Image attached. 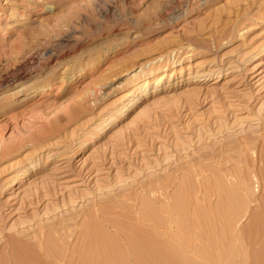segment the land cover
<instances>
[{
  "label": "rangeland",
  "instance_id": "1",
  "mask_svg": "<svg viewBox=\"0 0 264 264\" xmlns=\"http://www.w3.org/2000/svg\"><path fill=\"white\" fill-rule=\"evenodd\" d=\"M263 138L264 0H0V264H264Z\"/></svg>",
  "mask_w": 264,
  "mask_h": 264
},
{
  "label": "bare ground",
  "instance_id": "2",
  "mask_svg": "<svg viewBox=\"0 0 264 264\" xmlns=\"http://www.w3.org/2000/svg\"><path fill=\"white\" fill-rule=\"evenodd\" d=\"M173 76L174 75H165V74H163V75H161V76H159V77H157L156 79H154V80H152V81H154V85H156V89L155 90H159V88H161V87H165L166 85V83H167V80H168V78L170 77L171 79L173 78ZM63 78V77H62ZM169 82V84H170V81H168ZM64 83V81H63V79L61 80V83L59 84L60 85V87H61V85ZM151 83L152 82H150V81H148V79H146V80H144L143 82H141V83H138L136 86H135V90H132V91H130L127 95H126V97L125 98H131V97H138V96H140L141 94L140 93H145V92H147V90L150 88V85H151ZM161 85V86H160ZM49 88H51V86L49 87ZM49 88H44L39 94L41 95V94H48L51 90L49 89ZM138 91H140V93H139V95H138ZM15 95V94H14ZM13 94H12V96H14ZM9 96V95H8ZM7 96V97H8ZM11 97V96H10ZM32 98V97H31ZM132 103L133 102H135L134 100L133 101H131ZM127 106H131L130 104H128ZM262 142H263V144H264V138L262 139ZM263 148V147H262ZM258 154V153H257ZM261 156H262V154H261ZM259 160V159H258ZM264 164V163H263ZM264 167V166H263ZM257 171V170H256ZM262 176V175H261ZM261 178V177H260ZM263 178V177H262ZM221 180V179H220ZM216 181H218V180H216ZM219 183V182H218ZM216 185L217 184H215V187H216ZM216 189H218V188H216ZM226 189V188H225ZM240 189H242V188H240ZM189 190V189H188ZM218 190H220V188L218 189ZM217 190V191H218ZM228 190V189H227ZM187 191V190H186ZM222 191V190H221ZM219 192V191H218ZM228 192V191H227ZM245 192V191H244ZM221 193V192H220ZM225 193V192H224ZM228 194V193H227ZM180 195V194H179ZM178 195V196H179ZM230 195V194H229ZM248 195V194H247ZM227 196V195H226ZM181 197V196H180ZM230 197H232V195L230 196ZM228 198V197H227ZM234 198V197H233ZM186 200V199H185ZM229 201L231 200V199H228ZM242 200V199H241ZM178 201H181V200H178ZM184 201V200H183ZM187 201V200H186ZM232 201V200H231ZM264 201V200H263ZM182 202V201H181ZM178 203V202H177ZM177 203H175V204H177ZM183 203V202H182ZM185 203V202H184ZM222 203H225V202H222ZM180 204V203H179ZM189 204V203H188ZM232 204V203H231ZM178 205V204H177ZM181 205V204H180ZM230 205V204H229ZM235 205V204H234ZM240 205V204H239ZM242 206H243V204H242ZM183 207H184V205H183ZM228 207V206H227ZM177 208H179V206H177ZM186 208V207H185ZM189 208V207H188ZM219 208H221V207H219ZM234 208V207H233ZM232 208V209H233ZM241 208V207H240ZM222 209H223V207H222ZM232 209H231V211H232ZM238 209V208H237ZM176 210V209H175ZM186 210V209H185ZM236 210V209H235ZM182 211H184V210H182ZM220 211V210H219ZM223 211H225V210H223ZM227 211V210H226ZM236 212V211H235ZM262 212V211H261ZM181 213V212H180ZM179 213V214H180ZM222 213H224V212H222ZM226 213V212H225ZM184 215H185V213H183ZM232 214V213H231ZM238 214V213H237ZM237 214H236V216H237ZM178 215V214H177ZM227 215H228V213H227ZM226 215V216H227ZM233 215V214H232ZM231 215V216H232ZM259 215V214H258ZM260 215H262V216H256V218L257 219H255L256 220V223L253 225L252 224V226L254 227H256L257 229H259V230H261V231H263L264 232V213H261ZM180 216V215H179ZM196 216H198V214L196 215ZM200 216V215H199ZM221 218H222V216L221 215H219ZM229 216V215H228ZM150 217V216H149ZM181 217V216H180ZM224 217H225V215H224ZM239 217V216H238ZM142 218V217H141ZM187 218V217H186ZM220 218V219H221ZM180 219V218H179ZM181 219H183V218H181ZM180 219V220H181ZM228 219V218H227ZM239 219V218H238ZM186 220V219H185ZM231 221H232V219H230ZM187 221V220H186ZM185 221V222H186ZM222 221V220H221ZM228 221V220H227ZM226 221V223H227V226H228V223H229V226H230V221H228L227 222ZM160 222V221H159ZM162 222V221H161ZM181 222H183V220H181ZM235 222V221H234ZM239 222V221H238ZM184 223V222H183ZM196 224H197V222H195ZM198 223H200V222H198ZM210 223V222H209ZM223 224H224V222H222ZM162 224V223H161ZM191 224H193L192 222H191ZM211 224V223H210ZM209 224V225H210ZM178 225V224H177ZM182 225V224H181ZM199 225V224H198ZM214 225V224H213ZM189 226V225H188ZM202 226H203V224H202ZM206 226V225H205ZM224 227V226H223ZM231 227V226H230ZM250 227V226H249ZM254 227V228H255ZM177 228V227H176ZM183 228V227H182ZM195 228H196V225H195ZM222 228V227H221ZM226 228V227H225ZM233 228H235L234 226H233ZM255 228V229H256ZM184 229V228H183ZM182 229V230H183ZM193 229V228H192ZM198 229V228H197ZM211 229V228H210ZM212 229H213V226H212ZM224 229V228H223ZM229 229V228H228ZM178 230V229H177ZM187 230H189L188 228H187ZM231 230V229H230ZM180 231V230H179ZM199 231H200V229H199ZM213 231H215L214 229H213ZM219 231H221V230H219ZM226 231H227V229H226ZM93 232V231H92ZM223 232H224V230H223ZM229 232V231H228ZM262 232V233H263ZM98 233H100V232H98ZM226 232H224L223 233V235H222V233H221V235L223 236V239H224V234H225ZM250 233V231H248V233L247 234H249ZM254 233V232H253ZM94 234V233H93ZM217 234V233H216ZM247 234H246V236H247ZM87 235H89V234H87ZM96 234H94V236H95ZM201 235V234H200ZM97 236V235H96ZM95 236V237H96ZM99 236H100V234H99ZM102 236V235H101ZM250 236H251V233H250ZM253 236V235H252ZM88 237H92V236H88ZM95 237H93L94 239H96ZM98 237V236H97ZM131 237V236H130ZM212 237V236H211ZM86 238H87V236H86ZM251 238V237H250ZM89 240L90 239H92V238H88ZM87 239V240H88ZM94 239H93V241H94ZM98 239L101 241H99V242H96V241H98L97 239L94 241V242H96V243H91V240H90V243H91V245L89 246H87L86 247V251H88V252H83V255H84V261H82V264H122L123 263V261H125L124 259H126L127 258V256H130L131 258H133L134 259V261H133V259H132V261H133V263L135 262V264H169V260L168 261H166L167 260V256H168V254H171V253H167V254H163L162 252H164L163 250H160V248L162 247H159V246H156L154 243V245L153 244H150L149 243V240L148 241H144L143 239H140V240H138V239H135V238H131L129 241H127V242H129V244H127V248L125 249L124 248V250L123 249H121L120 248V246L119 247H117L118 245L116 244V243H113L112 241L113 240H109L108 238H106L107 240H104L103 239V241H102V238H99L98 237ZM129 239V238H128ZM225 239H226V236H225ZM89 240H88V242H89ZM127 240V239H126ZM214 240V239H213ZM216 240H218V239H216ZM216 240H215V243H216ZM222 240V238L220 237V241ZM210 241V240H209ZM227 241V240H226ZM87 242V243H88ZM125 242V241H124ZM208 242V241H207ZM211 242V241H210ZM9 243H10V241H9ZM85 243V242H84ZM218 243V242H217ZM221 243V242H220ZM225 243V242H224ZM223 243V244H224ZM227 243V242H226ZM62 244V243H61ZM117 246H116V245ZM201 244H203V242L201 243L200 242V245ZM214 244V243H213ZM222 244V243H221ZM223 244L221 245V246H223ZM8 248H9V246H13L12 247V249H11V254L12 255H10V264H29L30 262H24V260H26L24 257H26V256H24V253H23V251L21 252L19 249L20 248H18L15 244H13L12 242H11V244H8V243H6L5 244ZM51 245V244H50ZM59 245V244H58ZM85 246L87 245L86 243L84 244ZM159 245V244H158ZM206 245V244H205ZM211 245H212V242H211ZM217 245V244H216ZM227 245V244H226ZM199 246V245H198ZM203 245H201L200 247H202ZM207 246V245H206ZM220 246V247H221ZM6 247V249H8ZM51 247V246H50ZM84 247V246H83ZM124 247V246H123ZM157 247H159V248H157ZM205 247V246H204ZM203 247V248H204ZM208 247V246H207ZM211 247V246H210ZM225 247V246H224ZM231 248H232V246H230ZM58 248V247H57ZM221 248H223V247H221ZM22 249V248H21ZM200 249V248H199ZM215 249L217 250V249H219V248H217L216 246H215ZM224 249V248H223ZM223 249H220L221 251L223 250ZM226 249V248H225ZM230 249V248H229ZM26 250V249H25ZM197 250V249H196ZM203 250V249H202ZM205 250V249H204ZM228 250V249H227ZM28 251V250H27ZM26 251V252H27ZM48 253H50L51 252V250H49L48 249ZM55 251V250H54ZM65 251V250H64ZM82 251H84V250H82ZM187 251V250H186ZM207 251H209L208 250V248H207ZM221 251H219V252H221ZM225 251V250H224ZM210 252H212V251H210ZM234 251H232V253H233ZM47 253V254H48ZM51 253H53V252H51ZM50 253V254H51ZM56 253V252H55ZM85 253V254H84ZM165 253V252H164ZM207 253V252H206ZM206 253L204 254V255H206ZM30 254V253H29ZM54 254V253H53ZM58 254V253H57ZM74 254V253H73ZM207 254H209V252L207 253ZM219 254V253H218ZM32 254H30V256H31ZM52 255V254H51ZM62 255H64V254H62ZM81 255H82V252H81ZM86 255V256H85ZM97 255H99V256H97ZM226 255V254H225ZM234 255V254H233ZM262 255V254H261ZM260 255V256H261ZM33 256V255H32ZM173 256V255H172ZM176 256H178V255H176ZM199 256L201 257L202 255H201V253L199 254ZM209 256H210V254H209ZM216 256H218L217 254H216ZM220 256V255H219ZM223 256V255H222ZM228 256V255H227ZM27 257H28V254H27ZM53 257V256H52ZM65 257V256H64ZM129 257V258H130ZM211 258L213 257V256H210ZM210 257H206V256H202L201 258H203V259H207V260H213V259H210ZM263 257V256H262ZM9 258V257H8ZM31 258V257H30ZM55 258V257H54ZM173 258V257H172ZM213 258H215V257H213ZM222 258V257H221ZM229 258H230V255H229ZM233 258H234V256H233ZM235 258H236V256H235ZM259 258V257H258ZM175 258H173V260H174ZM218 259V258H217ZM34 260V259H33ZM61 260V259H60ZM129 260V259H128ZM131 260V259H130ZM129 260V261H130ZM234 260V259H233ZM262 260L263 259H261V263H262ZM30 261V260H29ZM131 261V262H132ZM166 261V262H165ZM177 261V260H176ZM214 261V260H213ZM229 261V260H228ZM257 261V260H256ZM81 262V261H80ZM79 262V263H80ZM168 262V263H167ZM207 262H212V261H207ZM41 263V262H40ZM171 264H173L172 262H170ZM185 263V262H184ZM217 263V262H216ZM234 263V262H233ZM256 263V262H255ZM257 263H259V262H257ZM81 264V263H80ZM123 264H125V263H123ZM179 264V263H178ZM194 264V263H193ZM211 264H214V263H211Z\"/></svg>",
  "mask_w": 264,
  "mask_h": 264
}]
</instances>
